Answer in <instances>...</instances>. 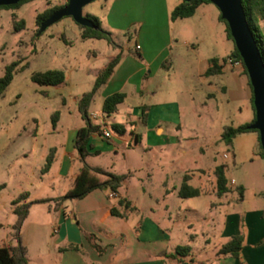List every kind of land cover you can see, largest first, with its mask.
<instances>
[{"label":"crops","instance_id":"crops-1","mask_svg":"<svg viewBox=\"0 0 264 264\" xmlns=\"http://www.w3.org/2000/svg\"><path fill=\"white\" fill-rule=\"evenodd\" d=\"M181 2H114L120 17L124 14L127 18L129 12L137 8L153 11L159 8L163 13L164 25L159 45L153 44L149 37L139 35L135 53L124 52L121 48L120 62L92 100L97 98L102 101L100 113L90 112L89 108L91 121L101 125L103 119L105 125L102 124V128H110L113 134L105 139L101 134L93 133L89 138V155L85 162L91 167L125 174L117 172L116 168L118 155L122 152L128 178L117 196L111 197L109 190L97 188L81 199L52 200L72 187L84 164L75 148V136L77 130L86 125V119L78 107L80 98L86 92L73 96L83 122L68 129L61 142H53L49 152L54 148V160L44 173L41 170L49 152L43 153L38 178L43 179L44 174L50 172L51 175L41 185L37 194L40 196L22 191L10 200L8 211L0 209V213H6L5 218H0V246L14 247L20 240L27 248L29 264H264V173L254 174L251 169L241 171L238 167V164L254 160L255 148L259 144L258 133L249 131L239 134L231 144H227L232 157L229 159L226 153V156L223 154L228 190L221 195L217 191L215 174V168L220 164L200 169L180 166L181 155L188 153L187 149H182V136L177 133L183 125V102L178 98L183 92L188 93L186 116L197 110V105H201L200 108L212 107L220 114L219 129L211 143L217 138L223 141L221 134L224 127H237L254 118V115H244L245 111L250 110L253 90L237 73L242 68L221 64L233 52L230 46L225 50V41L229 42L227 33L225 35V30L218 27H207L203 18L198 16V9L203 4L193 16L172 21L171 11ZM2 10L12 16L13 23V17L17 15L11 9ZM173 22L177 23L175 29L171 25ZM216 22L219 23V14L211 15L209 23L214 25ZM259 27L264 32V21L259 23ZM77 33L81 36L80 29ZM121 51L113 49L105 65ZM213 59L218 60L221 68L209 75L207 71ZM105 65L92 70L93 85ZM70 76L71 73L65 71V81ZM115 92H125L126 97L118 105L117 111L108 115L112 119L109 122L104 117L103 103L107 96ZM130 94L138 96L134 104L129 103ZM62 103L66 107L64 96ZM144 106L147 109L146 120L142 119ZM92 113H96L98 118L91 116ZM61 119L62 113H59L56 126L52 121V134ZM112 124L122 125L125 132L115 131ZM130 147L133 148L131 151ZM135 150H141V165L147 164L151 158L155 159L153 152L162 161L159 165L162 177L158 189L140 185L133 191L129 173L140 170L149 176L153 170L135 164L132 158ZM176 154L180 156L176 157ZM107 155H112L111 160H92L93 163L88 160L93 156ZM208 170L212 175L210 179H204L203 175ZM100 177L105 178L103 175ZM232 179L235 183L231 182ZM55 180H59L57 186ZM185 180L192 187L199 188L201 193L182 197L179 192ZM207 181L209 186L205 184ZM6 186L0 190V194ZM210 192L214 195L212 199L206 197ZM24 193L27 197L19 204L39 199L50 201L30 205L19 239L14 228L18 215L14 212L12 201ZM120 199L130 204L129 208L120 206L124 216L111 212ZM89 235H93L94 242L103 249L102 252L93 246ZM235 236L242 238L239 255L222 253V247Z\"/></svg>","mask_w":264,"mask_h":264},{"label":"rangeland","instance_id":"rangeland-1","mask_svg":"<svg viewBox=\"0 0 264 264\" xmlns=\"http://www.w3.org/2000/svg\"><path fill=\"white\" fill-rule=\"evenodd\" d=\"M49 2L52 6H63L68 0H28L20 6L0 7V76L4 74L7 65L19 62V70L15 72L11 84L0 95V184L7 185L0 194V209L4 211H8L10 200L19 192L29 191L32 195L40 196L37 194L41 185L51 175L50 172L44 174L43 179L38 178L41 175L42 155L49 152L53 142L54 144L61 142L68 129L83 122L72 97L81 96L91 89L94 80L92 70L104 66L113 49L135 53L139 35L142 38L149 37L155 45L162 41L163 13L159 8L156 11L137 8L129 12L128 18L124 14L120 17L115 0H94L83 8L84 15L92 14L98 17L101 26L112 33L113 42L106 39L81 38L77 33L81 28L70 16L63 17L38 34L37 14L43 11ZM2 9H11V12L20 18L13 17L12 23V16ZM113 9H116L115 12H112ZM214 14H219L220 17L219 8L212 2L204 3L198 9V16L203 18L207 27H218L222 31L225 30L226 35V24L220 18L219 23L216 22L214 25L209 23V18ZM21 19H24L25 27L15 29V21ZM171 25L175 29L177 23L173 22ZM228 46L234 50V40L230 38L229 42L226 40L225 50ZM49 69H62L71 73V76L61 87L39 85L31 79L33 73ZM237 73L251 89L247 75L243 71ZM130 95L129 103L134 104L138 96ZM187 95V92H183V95L178 97L183 102L181 103L183 125L177 133L182 136V149L188 150L186 155L180 157L181 168L190 166L200 169L215 163L224 164L226 159L223 158V154L226 153L231 159V150L225 141H218V138L211 143L219 129L220 114L218 115L212 107L200 108L201 105H197V110L186 116ZM62 96L67 100L66 107L63 106ZM101 102L95 98L90 106V112L100 113ZM56 111L62 113V119L52 134L53 114ZM254 114L251 99L250 110L245 111L244 115L252 117ZM104 115L109 122L112 121L108 115ZM132 147L129 148L130 151ZM141 150L133 152V161L135 164L139 163L140 167L144 166L146 170L148 167L153 170L149 176L140 170H132L129 173L133 191L140 185L158 189L162 177L159 165L162 161L158 160V155L153 152L155 159L151 158L147 164L141 165ZM121 153L118 155L119 162L116 168L117 172L126 174V162L121 158ZM111 156H93L88 160L92 163V160L109 161ZM179 156L180 154H176V157ZM238 167L241 171L251 169L254 174L264 173V157L261 155L259 144L255 148L254 160L238 164ZM211 175L208 170L203 177L210 179ZM175 182L177 183V180ZM58 183L59 180H55V186ZM205 184L209 186L208 181ZM206 197L212 199L214 195L210 192ZM0 214V218H5V212Z\"/></svg>","mask_w":264,"mask_h":264},{"label":"trees","instance_id":"trees-1","mask_svg":"<svg viewBox=\"0 0 264 264\" xmlns=\"http://www.w3.org/2000/svg\"><path fill=\"white\" fill-rule=\"evenodd\" d=\"M26 1L28 0H21L16 4L3 5L0 7H6V8L16 7V6H20L22 3ZM210 2H211L210 0H190V1L183 0L176 7H174V9L171 11V15H170L171 19L177 20V19L191 17L196 13L200 5L204 3H210ZM242 3H243V7L246 13L248 23L254 32V36L256 38L257 44L261 51L262 58L264 60V32L261 31L259 27V23L261 21H264V0H243ZM59 7L61 6H52L49 2L48 6L43 11L37 14V17H36L37 25L40 26L41 23L45 19H47L49 15L53 13L55 10H57ZM88 17L91 18L95 22V24L97 25V28L86 27V26H82L78 24L81 28V38L83 39H86V38L106 39L109 42H113L112 33L104 29L101 26L98 17L92 14H89ZM219 18L221 21H223L226 24L227 35L230 39L233 40L227 21L221 17V14ZM14 26H15V29H18V30L24 28L25 27L24 19L15 21ZM232 55L242 59L236 46L232 52ZM121 58H122V51L119 52L115 57H113L105 65V67H103L100 70L92 89L84 93L79 100V103H78L79 111L82 117L86 119V125L80 127L76 132L75 148L77 149L84 164L81 166L78 174L76 175L72 187H70L63 195L56 197L52 200L62 202L65 200H70V199H81L85 197L87 194H89L91 191L97 188H105L109 191H114L118 193L120 190V187L123 185L125 180L128 178V174L111 173L101 167H91L85 162L86 157L89 155L87 146H88L90 136L93 133L100 134L102 131L101 125L94 124L90 119L89 108H90L91 102L95 94L99 90V88L104 83H106L108 78L111 76L115 67L120 62ZM211 63H212V66L207 71V74L209 75L218 72L221 68V65H219L217 59H213ZM18 65H19V62L15 61L6 66L4 74L0 76V95H2L5 92V90L8 88V86L11 84L15 72L19 70ZM242 71L248 77V73H247L244 63H243ZM65 78H66L65 71L62 69H49L46 71L35 72L31 76V79L39 85H51V86H57V87H61L66 83ZM248 83L252 89V85L250 83L249 77H248ZM125 97H126L125 92H115L107 96L103 103V112L107 115H111L115 113L118 109V105L124 101ZM252 103H253V108L255 111L253 95H252ZM58 116H59V113L58 111H56L53 115V125L54 126L56 125ZM255 117L256 116L254 114V118L251 122L241 124L237 127L235 126L224 127L222 134H221V139L225 141L226 144H231L235 136L245 133V132L255 131L259 135V132L257 129H252L250 127V125L255 121ZM146 118H147V109H146V106H144L142 119L146 120ZM112 128L119 133L125 132L124 127H122V125L120 124H112ZM259 147H260L261 155L264 157V152L262 150V146L260 143V136H259ZM53 160H54V148L51 149V151L46 157L45 164L41 170L43 173L47 172L50 169ZM215 174L217 176V189H218L217 191H218V194L221 195L225 193V191L228 190L227 177H226V165L220 164L216 166ZM102 175L105 176L104 179L100 177ZM4 187H5V184H0V190H2ZM179 193L182 197H193V196L199 195L201 193V190L199 188L192 187L185 180L181 186ZM25 197H27L26 193L13 199L12 201V204L14 205V212L18 215V219L16 223L14 224V228L16 230V234L18 235V238H19V232H20L21 226L28 214L30 205L33 203L50 201V199H39V200L29 201L26 203L19 204V202ZM123 205H125L126 208L130 207V204L128 202H125L124 200L120 199L118 206H114L112 208L111 210L112 214L118 215V216H124V214L120 211V206H123ZM88 238L92 242L93 246L99 252L103 251V249L94 242L93 235H89ZM241 245H242V238L240 236H235L232 239H230L229 242L226 243L222 247L221 252L231 253L234 256H238ZM70 247L76 248L74 246H70ZM181 248H185V247H181ZM0 264H29L26 246L23 245L20 240H19V243L14 247L0 246Z\"/></svg>","mask_w":264,"mask_h":264},{"label":"water","instance_id":"water-1","mask_svg":"<svg viewBox=\"0 0 264 264\" xmlns=\"http://www.w3.org/2000/svg\"><path fill=\"white\" fill-rule=\"evenodd\" d=\"M19 1L21 0H0V6L13 5ZM92 1L94 0H68L65 5L59 7L41 23L38 34L65 16L72 17L82 26L97 28L95 22L83 13L84 6ZM210 1L219 8L221 17L227 21L235 46L246 67L252 85L256 116L250 127L258 130L264 152V60L254 32L248 23L243 0Z\"/></svg>","mask_w":264,"mask_h":264},{"label":"built area","instance_id":"built-area-1","mask_svg":"<svg viewBox=\"0 0 264 264\" xmlns=\"http://www.w3.org/2000/svg\"><path fill=\"white\" fill-rule=\"evenodd\" d=\"M137 48H140V46L137 45ZM243 63H244V62H243V59H240V58H238V57H236V56H234V55H229L228 57L225 58L224 62H222L221 64H229V65H232V66H235V67L242 68V67H243ZM91 116H93L94 118H98V115H97L96 113H92ZM102 124L105 125L103 119H102ZM102 124H101V125H102ZM101 129H102V131H101L100 134H101L105 139H108V138L112 137V134H113V133H112V130H111L110 128H108V127H104V126H103V128H102V126H101ZM225 156H226V154H225ZM231 182H232V183H235V180L232 179ZM109 195H110L111 197H115V196H117V193L114 192V191H110V192H109ZM170 264H181V263L173 262V263H170Z\"/></svg>","mask_w":264,"mask_h":264}]
</instances>
